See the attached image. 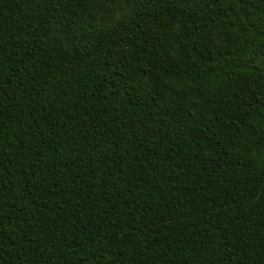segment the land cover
<instances>
[{
	"label": "trees",
	"instance_id": "16d2710c",
	"mask_svg": "<svg viewBox=\"0 0 264 264\" xmlns=\"http://www.w3.org/2000/svg\"><path fill=\"white\" fill-rule=\"evenodd\" d=\"M0 264H264V0H0Z\"/></svg>",
	"mask_w": 264,
	"mask_h": 264
}]
</instances>
